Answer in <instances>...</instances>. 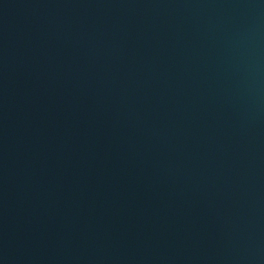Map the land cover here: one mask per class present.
Wrapping results in <instances>:
<instances>
[{"label": "water", "instance_id": "95a60500", "mask_svg": "<svg viewBox=\"0 0 264 264\" xmlns=\"http://www.w3.org/2000/svg\"><path fill=\"white\" fill-rule=\"evenodd\" d=\"M0 264H264V0H0Z\"/></svg>", "mask_w": 264, "mask_h": 264}]
</instances>
